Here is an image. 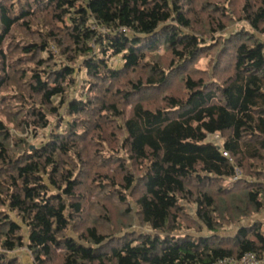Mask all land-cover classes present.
<instances>
[{"label":"trees","instance_id":"obj_1","mask_svg":"<svg viewBox=\"0 0 264 264\" xmlns=\"http://www.w3.org/2000/svg\"><path fill=\"white\" fill-rule=\"evenodd\" d=\"M260 36L264 0H0V264L262 256L220 235L264 213Z\"/></svg>","mask_w":264,"mask_h":264},{"label":"rangeland","instance_id":"obj_2","mask_svg":"<svg viewBox=\"0 0 264 264\" xmlns=\"http://www.w3.org/2000/svg\"><path fill=\"white\" fill-rule=\"evenodd\" d=\"M241 29L242 30L243 29L249 30V25L244 23V24L232 26L231 28L227 29L222 36H224L226 39H230L233 34L237 33ZM260 37L264 39V37H262V36H260ZM223 48L224 47L222 46L219 50L215 51L216 55L214 57H212V59H214V66L217 64L220 53L223 50ZM160 53H162V50H160ZM111 63L116 67H122L124 65L121 56L113 57L111 59ZM209 65H210V60L206 59V58H202L199 62H197L195 64V67L199 70H208L209 71L208 75L210 76L211 79H213L214 69H209ZM39 143H41V141ZM112 211H113V213L116 212L115 209H112ZM135 230L140 231V230H142V228L139 226H135L134 228H132V230H129V231L132 232ZM10 256L12 258H18L22 264H35L30 252L26 248L18 249L15 252L11 253Z\"/></svg>","mask_w":264,"mask_h":264},{"label":"built area","instance_id":"obj_3","mask_svg":"<svg viewBox=\"0 0 264 264\" xmlns=\"http://www.w3.org/2000/svg\"><path fill=\"white\" fill-rule=\"evenodd\" d=\"M228 157V153H224ZM214 264H264V254L259 256L255 253H247L240 259L224 258L216 261Z\"/></svg>","mask_w":264,"mask_h":264},{"label":"crops","instance_id":"obj_4","mask_svg":"<svg viewBox=\"0 0 264 264\" xmlns=\"http://www.w3.org/2000/svg\"><path fill=\"white\" fill-rule=\"evenodd\" d=\"M262 222L264 224V213L254 216L251 219L245 220L242 223L238 224L236 227H230L226 229L221 236L225 237H235L240 229L254 225L257 222Z\"/></svg>","mask_w":264,"mask_h":264}]
</instances>
